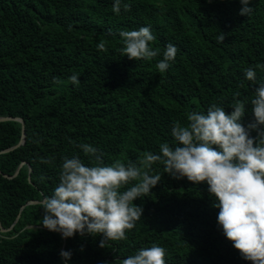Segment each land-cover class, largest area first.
<instances>
[{
    "label": "trees",
    "instance_id": "1",
    "mask_svg": "<svg viewBox=\"0 0 264 264\" xmlns=\"http://www.w3.org/2000/svg\"><path fill=\"white\" fill-rule=\"evenodd\" d=\"M113 2L0 0V117L21 118L25 134L23 144L0 153V223L15 222L0 231V264H121L153 244L166 250L165 264H251L218 225L207 183L174 179L159 162L149 174L161 180L133 201L143 211L126 239L102 248V234L62 238L40 223V201L57 187L63 159L92 165L80 144L96 148L105 165L127 164L158 153L161 143L174 145L172 127L186 125L191 111L216 104L230 114L239 99L247 102L240 122L254 119L250 100L264 81L257 67L264 65V0H250L247 15L240 0H121L119 14ZM140 27L151 28L160 56L123 55L119 32ZM169 43L178 52L161 73L155 65ZM249 67L254 81L244 75ZM20 138V121H0V151ZM30 201L37 203L21 209Z\"/></svg>",
    "mask_w": 264,
    "mask_h": 264
},
{
    "label": "clouds",
    "instance_id": "2",
    "mask_svg": "<svg viewBox=\"0 0 264 264\" xmlns=\"http://www.w3.org/2000/svg\"><path fill=\"white\" fill-rule=\"evenodd\" d=\"M240 3L241 15L252 11L250 0ZM123 8L131 10L128 4ZM112 10L120 13L121 0H114ZM119 36L121 52L129 59L152 60L161 55L159 49L150 46L156 39L150 27L120 31ZM219 39L223 41L224 37ZM97 47L104 50L105 43ZM177 52L175 45L167 44L163 58L155 65L157 70L166 72ZM244 75L250 81L256 79L253 67L245 69ZM69 80L79 84L76 74ZM235 95L238 97L239 93ZM246 103L236 99L230 114L216 104L208 107L206 113H187L186 125L176 122L172 127L174 145L161 143L158 153L145 152L137 162L125 164L117 160L105 165L96 148L78 145L94 161L88 166L78 156L63 159L57 187L51 196L40 201L44 212L40 223L62 238L102 234V248L109 240L126 239L125 230L134 227L143 211L133 201L148 195L161 180L160 175L149 174L151 166L159 162L174 179L186 177L193 183L206 182L208 192L217 201L213 206L219 209L217 223L225 237L243 259L264 264V81L250 100L254 119L247 126L240 122ZM252 131L257 132L255 137L250 135ZM132 181L136 183L126 187ZM165 255L163 247L153 244L123 259L121 264H165ZM60 256L70 259L71 252L62 250Z\"/></svg>",
    "mask_w": 264,
    "mask_h": 264
},
{
    "label": "water",
    "instance_id": "3",
    "mask_svg": "<svg viewBox=\"0 0 264 264\" xmlns=\"http://www.w3.org/2000/svg\"><path fill=\"white\" fill-rule=\"evenodd\" d=\"M15 119L21 122V138H20L19 142L16 145H14V146H12L10 148L4 149V150L0 151V153H4V152H7L9 150H12V149L18 147L19 145L23 144V142H24V136H25V134H24V122H23V120L21 118H13V117H10V116L0 117V121L15 120ZM19 167L17 168V170L15 171V173H14L13 176H15L17 174ZM29 170H30V168H29ZM13 176H10L9 178H11ZM6 177H8V176H6ZM28 178H29V176H28ZM31 203L34 204V203H37V201H30V202L26 203L25 205H23L21 207V209H23L27 204H31ZM14 223L12 224V226H14ZM12 226L9 229H3L2 226H1V223H0V231L1 232L8 231V230H10L12 228Z\"/></svg>",
    "mask_w": 264,
    "mask_h": 264
}]
</instances>
